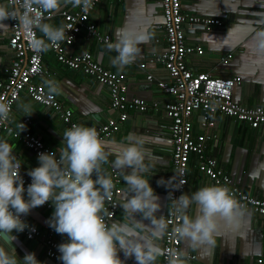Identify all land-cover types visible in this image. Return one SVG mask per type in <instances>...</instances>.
<instances>
[{
  "label": "crops",
  "instance_id": "0c3cea01",
  "mask_svg": "<svg viewBox=\"0 0 264 264\" xmlns=\"http://www.w3.org/2000/svg\"><path fill=\"white\" fill-rule=\"evenodd\" d=\"M0 4L6 5L4 0H0ZM67 7L71 5L61 6L63 9ZM181 8L183 12L190 14L219 18L223 23L222 26L209 31L201 26L185 28L186 42L191 45L199 44L203 48L201 55L190 54L186 57L187 66L194 72L208 71L213 76L239 75L241 81L233 88V99L246 106H264V56L257 55L252 48L255 31L264 28V0H181ZM90 20L99 32L108 34L112 42H115L122 30H148L154 33L150 42L139 45L141 53L135 60L136 63L161 53L166 47L162 28L163 16L157 0H100L92 10ZM45 22L55 27L63 25L60 16L48 18ZM4 23L6 26H0V77L6 75L12 59V52L7 46L10 22L6 20ZM37 32L38 36L42 37V33L39 30ZM68 49L73 52L87 50L103 67L123 74L129 97L156 100L159 104L171 99L170 95L158 88L155 81H148L145 72L135 63L126 66L122 71L113 66L111 59L116 53L108 51L106 44L98 43L94 37H87L84 32L77 36ZM228 55H231L228 63L221 64V59ZM43 64L51 75L37 76L34 81L44 85L45 79H53L60 89L56 97L64 108L71 110L72 120L77 124L97 128L106 118L116 116L117 113L110 109L108 88L97 82L93 76L61 64L52 50L43 53ZM147 69L156 78L170 81L160 63L150 65ZM25 107L32 112L30 115L25 113ZM200 115L199 111H195L191 116L193 134L200 132ZM24 116L31 119L24 128L60 155V148L64 147L62 133L66 129L59 115L22 92L13 105L10 125H14ZM216 119V127L212 130L215 138L207 142V153L215 157L218 166L230 175L240 188L264 199V127L253 128L245 122L221 114H217ZM170 124L171 120L163 114L161 108H148L144 112L132 110L117 132L102 139L106 144V151L112 153L129 142L143 140L145 163L150 165V171L144 175L162 198L158 215L165 214L168 201L165 188L157 186L156 181L163 178V182L167 184L173 174ZM1 139L12 146L25 175H28L30 169L39 166L38 157L32 154L20 139L5 132L1 133ZM114 159L115 156L110 155L109 163L102 167L110 175L118 174V184L121 188L118 198L120 205L127 195V184L120 171L112 167L111 161ZM194 162L196 160L192 157L185 188V193L189 196L201 187L214 185L206 175L197 171ZM53 211V206L51 209L39 206L32 209L26 219L39 224L44 231ZM187 214L195 218L199 209L195 204L190 205ZM113 221L124 222L120 207ZM144 223L149 221L145 220ZM217 223L214 243L205 242L191 247L189 241L181 240V250L195 255L194 259L184 260V264H256L257 258H262L264 264L263 215L249 208H238L236 222L229 223L221 217ZM13 235L16 239L12 243L0 237V247L10 255H15L18 264H23L25 255L20 244L29 252H34L43 264H56L46 258L44 244L40 238L28 240L15 230ZM54 236L60 243L67 240L66 235L55 232ZM162 238L158 241L160 246ZM119 255L124 260L123 253L120 252ZM125 264L135 262L129 258L125 260ZM156 264H160V257Z\"/></svg>",
  "mask_w": 264,
  "mask_h": 264
},
{
  "label": "clouds",
  "instance_id": "9594fccd",
  "mask_svg": "<svg viewBox=\"0 0 264 264\" xmlns=\"http://www.w3.org/2000/svg\"><path fill=\"white\" fill-rule=\"evenodd\" d=\"M62 4L87 12L93 0H9L8 5L0 4V26H6L4 21L9 19L18 21V28L29 37L27 46L37 53L48 52L65 40V31L45 22V13L58 12ZM34 30H39L42 37H37ZM153 36L148 30H122L115 42L105 41L108 51L116 53L112 65L122 71L134 63L141 53L139 45L150 42ZM252 48L257 55L264 56V28L255 31ZM43 83L49 96L59 94V86L53 79H45ZM10 111L9 104L0 102V120H8ZM24 111L32 113L27 107ZM62 135L64 147L60 148L59 159L56 152L39 153V166L27 173L31 183L26 189L18 157L8 142L0 140V237L12 243L16 239L14 230L23 232L27 227L21 215L26 216L32 209L51 201L54 211L47 223L57 234L67 236L58 245V259L63 264H125L129 258L135 264H156L165 254L167 264H184L183 251L170 249L165 253L158 243L169 222L163 214H157L162 198L144 175L150 171V165L145 163L143 140L129 142L112 153L106 151V144L95 127L73 124ZM110 155L115 156L112 167L120 171L127 184V195L119 205L124 222L109 224L106 201H111L115 184L102 166L109 163ZM156 183L173 200L180 221L174 225L173 233L180 240L189 241L191 247L214 243L218 218L236 222L238 204L226 187L209 185L191 196L182 192L174 197V191L179 188L169 189L163 178ZM193 204L199 209L195 218L187 214ZM145 220L149 223H144ZM22 261L42 264L34 252H26ZM0 264H18V260L0 247Z\"/></svg>",
  "mask_w": 264,
  "mask_h": 264
},
{
  "label": "built area",
  "instance_id": "2783aa9c",
  "mask_svg": "<svg viewBox=\"0 0 264 264\" xmlns=\"http://www.w3.org/2000/svg\"><path fill=\"white\" fill-rule=\"evenodd\" d=\"M4 1L8 5L9 0ZM99 1L93 0V6L87 12L79 7L73 8L71 6L64 9L60 8L54 14L45 13V17L48 19L60 16L63 19L62 27L65 31V40L50 49L54 51L58 62L69 68L82 70L108 88L110 109L117 114L114 117L106 118L96 128L100 139L108 138L117 132L126 121L130 111L144 112L148 108H161L163 114L171 120L173 174L167 185L169 189H180L174 191V197H178L182 192L185 193L188 171L193 157L196 160L194 167L197 171L206 175L214 185L226 187L233 199L237 201L238 208H249L264 216V199L255 197L249 191L240 188L231 176L218 166L215 157L207 153V142L215 138L212 130L217 124V114L245 122L253 128L264 127V106H246L233 99V88L241 81L239 75L221 77L213 76L208 71L194 72L186 63L188 55H201L203 48L199 44L191 45L186 42L185 28L201 26L209 31L214 27L222 26V20L216 17L183 12L181 0H157L163 16L162 28L166 47L161 53L134 63L141 71L145 72L148 81H155L160 90L171 96V99L159 104L156 100L147 101L144 98L129 97L128 86L123 74L103 67L87 50L73 52L68 49L77 36L83 32L87 37H94L98 43L112 42L110 36L99 32L96 25L90 20L91 12ZM9 22L7 46L12 52V59L6 70V75L0 77V102L9 104L11 111L8 120H0V140H2V132L13 138H18L36 157L42 152H56L30 131L25 128L22 130L24 125L26 126L31 122L28 116H24L14 125H10L13 105L22 92H25L32 100L53 109L59 115L65 129L71 128L73 124L77 123L72 120L71 110L64 108L56 95L49 96L46 87L34 81L37 76L51 75L43 64V53H37L27 46L29 37L18 28L16 25L18 21L9 19ZM34 31L36 36L39 37L37 30ZM229 58H231V55L223 57L221 64H227ZM155 63H160L165 68L170 78L169 82L156 78L152 72L148 71V66ZM201 110H203V113H201L199 121L200 132L193 134L191 116L195 111L200 112ZM14 154L18 157L16 153ZM56 158L59 159L57 152ZM20 176L26 189L28 184L31 183V177L25 175L21 168ZM111 177L115 188L113 189L111 201H106V207L110 213V216L106 217V223L109 224L115 218L119 209L118 198L121 193L118 174L112 173ZM25 195H27L26 192ZM166 197L168 207L164 217L169 222V227L163 235L161 248L164 249L165 253L170 249L182 251L181 240L172 231L174 225L180 221L175 213L173 200L169 197L167 191ZM42 207L52 208L51 201L46 202ZM21 219L26 222L27 227L19 233L28 240L40 238L44 244L46 258L53 260L56 264H63L58 259L60 255L58 245L60 242L54 236L55 231L48 224L46 230L43 231L39 224L28 221L23 214ZM20 247L24 253L29 252L23 244H20ZM194 258L195 255L184 253L183 260ZM167 260V254L162 255L160 264H167ZM262 261V258H257L256 264H263Z\"/></svg>",
  "mask_w": 264,
  "mask_h": 264
},
{
  "label": "water",
  "instance_id": "95a60500",
  "mask_svg": "<svg viewBox=\"0 0 264 264\" xmlns=\"http://www.w3.org/2000/svg\"><path fill=\"white\" fill-rule=\"evenodd\" d=\"M200 113H203V110H201Z\"/></svg>",
  "mask_w": 264,
  "mask_h": 264
},
{
  "label": "rangeland",
  "instance_id": "374dc122",
  "mask_svg": "<svg viewBox=\"0 0 264 264\" xmlns=\"http://www.w3.org/2000/svg\"><path fill=\"white\" fill-rule=\"evenodd\" d=\"M194 121H195V118H194Z\"/></svg>",
  "mask_w": 264,
  "mask_h": 264
}]
</instances>
